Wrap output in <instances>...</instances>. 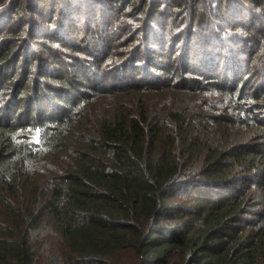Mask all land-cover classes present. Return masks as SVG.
Masks as SVG:
<instances>
[{"label": "trees", "instance_id": "obj_1", "mask_svg": "<svg viewBox=\"0 0 264 264\" xmlns=\"http://www.w3.org/2000/svg\"><path fill=\"white\" fill-rule=\"evenodd\" d=\"M0 264H264V0H0Z\"/></svg>", "mask_w": 264, "mask_h": 264}, {"label": "rangeland", "instance_id": "obj_2", "mask_svg": "<svg viewBox=\"0 0 264 264\" xmlns=\"http://www.w3.org/2000/svg\"><path fill=\"white\" fill-rule=\"evenodd\" d=\"M137 1V0H136ZM228 1H230V0H224V2L226 3V2H228ZM238 1H240V2H242V0H238ZM187 12H184L183 14H186ZM178 16L179 17H181L182 16V13H178ZM151 24H154L153 22H151ZM110 33V32H109ZM108 33V35L110 36V37H112V38H118V37H122L123 38V36L120 34L119 36H118V34L116 35L115 34V36L112 34V35H110ZM74 43L75 44H78V42H77V40L75 41L74 40ZM67 45V44H66ZM94 45V47H96L95 46V43L93 44ZM150 45V47H155V48H149V49H146L145 47H143V45L141 46V51H142V53L144 52V50L146 49V51L148 52V53H150L151 55H156V53L155 52H158L157 50H156V48L158 49V47L156 46V45H152V44H149ZM181 45H179V47H180ZM178 47V46H177ZM152 50H154V51H152ZM159 51H161L160 49H159ZM154 57H156V56H154ZM159 59V58H158ZM192 61H194V57L192 58ZM141 69V68H140ZM180 199V198H179ZM178 199V200H179ZM176 203V202H175Z\"/></svg>", "mask_w": 264, "mask_h": 264}]
</instances>
